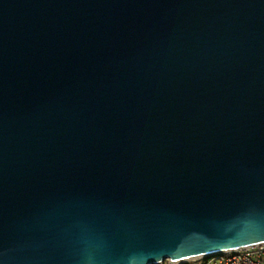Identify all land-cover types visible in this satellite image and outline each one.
<instances>
[{
  "label": "water",
  "instance_id": "1",
  "mask_svg": "<svg viewBox=\"0 0 264 264\" xmlns=\"http://www.w3.org/2000/svg\"><path fill=\"white\" fill-rule=\"evenodd\" d=\"M259 243L264 0H0V264Z\"/></svg>",
  "mask_w": 264,
  "mask_h": 264
},
{
  "label": "built area",
  "instance_id": "2",
  "mask_svg": "<svg viewBox=\"0 0 264 264\" xmlns=\"http://www.w3.org/2000/svg\"><path fill=\"white\" fill-rule=\"evenodd\" d=\"M205 257L193 259L203 260ZM209 263L213 264H264V243L244 246L231 251L209 257ZM169 264H182L169 260Z\"/></svg>",
  "mask_w": 264,
  "mask_h": 264
},
{
  "label": "trees",
  "instance_id": "3",
  "mask_svg": "<svg viewBox=\"0 0 264 264\" xmlns=\"http://www.w3.org/2000/svg\"><path fill=\"white\" fill-rule=\"evenodd\" d=\"M208 261V257H205L203 260L195 261L189 264H206Z\"/></svg>",
  "mask_w": 264,
  "mask_h": 264
},
{
  "label": "rangeland",
  "instance_id": "4",
  "mask_svg": "<svg viewBox=\"0 0 264 264\" xmlns=\"http://www.w3.org/2000/svg\"><path fill=\"white\" fill-rule=\"evenodd\" d=\"M209 259V258H208ZM192 262H194V260H188V261H185V262H183V264H189V263H192ZM163 264H169V260H165L164 262H163Z\"/></svg>",
  "mask_w": 264,
  "mask_h": 264
},
{
  "label": "crops",
  "instance_id": "5",
  "mask_svg": "<svg viewBox=\"0 0 264 264\" xmlns=\"http://www.w3.org/2000/svg\"><path fill=\"white\" fill-rule=\"evenodd\" d=\"M206 264H213V263H209V262H207Z\"/></svg>",
  "mask_w": 264,
  "mask_h": 264
}]
</instances>
